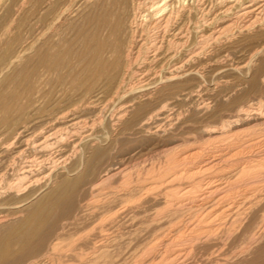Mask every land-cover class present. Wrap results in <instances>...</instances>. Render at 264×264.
<instances>
[{
	"label": "bare ground",
	"instance_id": "bare-ground-1",
	"mask_svg": "<svg viewBox=\"0 0 264 264\" xmlns=\"http://www.w3.org/2000/svg\"><path fill=\"white\" fill-rule=\"evenodd\" d=\"M70 8L75 11L72 40L63 37L66 28L58 32ZM233 72L244 75L229 78ZM261 87L264 0H0V264H123L124 231L116 206L142 186L133 185L125 195L124 190L109 195V190L101 203L94 197L96 202L80 204L81 192L121 174L124 167L115 165L114 158L130 134L170 140L180 123L218 117L223 109L230 111L218 122L197 128L202 143L225 140L231 153L252 148L264 140V96L255 102L243 97ZM174 148L158 154L162 163L155 172L170 178L153 181L165 188L179 178L176 166L200 154L196 148ZM223 155L201 157L194 168L210 169ZM250 155L233 160L227 170L233 178L264 163L263 154ZM187 170L193 172L192 166ZM228 179L206 186L203 193L210 200L218 188L224 193L205 211L218 210L221 219L231 215L222 231L246 244L231 253L232 259L213 264H264V215L255 212L264 199L260 185L252 183L235 200ZM152 198L156 200L150 193L147 199ZM242 200L248 201L247 209L239 207ZM92 207H102L109 222L78 228L85 216L78 211ZM180 210L176 204L169 216ZM247 216L251 218L244 222ZM207 225L215 232L212 222ZM130 228L132 234L143 229Z\"/></svg>",
	"mask_w": 264,
	"mask_h": 264
},
{
	"label": "rangeland",
	"instance_id": "rangeland-1",
	"mask_svg": "<svg viewBox=\"0 0 264 264\" xmlns=\"http://www.w3.org/2000/svg\"><path fill=\"white\" fill-rule=\"evenodd\" d=\"M25 5L27 6L28 4L25 3L23 8H26ZM73 6L74 5H72L71 7L74 8ZM72 8L69 9L70 12L69 11H65L63 13V15L61 17V20H60L61 21V25H59L60 28L58 27L59 28L58 32H62L63 29L66 28L65 31L63 32L64 33L63 37L65 38V36H66V39L68 37L71 38V36L73 35V29H71V25H72V23L74 21V17H75L74 12L75 11L74 10L71 11ZM67 19H69V20H67ZM61 29H62V31H61ZM68 32H69V34H68ZM63 33H62V35H63ZM55 36H57V35H54V38H55ZM72 39L73 38H71L70 40H72ZM260 56L258 55L257 57H260ZM237 74H239V76ZM242 74H243V72L242 73L241 72H239V73L238 72H233L232 74H229L228 76H229V78L231 77L233 79L234 78L238 79V78H242L243 77L244 74L243 75ZM260 89H256L255 91L248 92L246 95H244L243 99L244 100L248 99L250 101L255 102V100H257L258 97L262 98L264 95L261 96V94H264L263 93L264 92V87H261ZM202 97H204L203 94H202ZM262 107H264V105H262ZM223 110H220V115L219 116H221V114L222 115L223 114H227L230 111L228 109H223ZM225 111H227V112H225ZM207 116L208 115H206L205 117L202 118V120H204L205 122L204 121H202V122L201 121H193L194 122L193 123L192 121H189V122L186 121V122H188L187 124H186V122H183L182 124L180 123L177 128L171 130L172 131L171 132L172 133V137H171L170 140H165V138L163 139L162 137H159V135L155 136L154 134H147V135H149V136H147L145 133L143 134V132H140L141 134L140 133H136L135 135L134 134H132V135L130 134L131 136L127 135L129 138L127 137L128 139H127V141H125L126 143L124 142L123 146L116 151L117 154H116V156L114 158L116 160L113 159L117 163L115 165H119L120 168L124 167L123 169H121L122 171L120 170L121 174L119 172L120 175L118 177H117V175L115 176L117 179L114 177V178L110 179L111 182L109 180H108L109 182H105L104 183L105 185L104 184L103 185H99L96 188L89 189V191L87 189H85V190H83L81 192L80 198H82L83 200L81 199L80 201H78L80 204L84 203L85 201L86 202H90V200H91V202H93L95 198H96L95 199L96 201L98 200L97 201L98 203H101L100 201L105 200L106 196H108V193L106 195V192H108L109 190L111 192V193L109 192L110 193L109 195H111L112 193H116V192L117 193H121V192H123V190H124V195H125L126 194V190L128 188L132 187L133 185L139 183L140 186H142L140 191L136 190L134 192V193H138V192L141 193L139 195V197H138L137 194H136L137 196L134 195V193H132L129 197H128V194H126L124 196L123 204L122 203L118 204L116 206L117 209L115 208L116 211H120L121 212L120 216L123 219L121 218L119 220L122 222V226H123L122 228L123 229L120 228V230L122 229L124 231V234H123L124 251L120 255L121 258L122 257L123 258L120 259L119 262H121V260H123L124 261L123 264H167V263L168 264H213L214 262L215 263L216 262L217 263H219V262L223 263L227 259L228 260L232 259L234 257L233 254L238 252L246 244V241L243 238H239L238 236L233 237V235L232 236L231 235L227 236V234H224V232L222 231V229L227 226V222H229L228 220H230V218L232 217L231 215H224V216H222V219H221L220 217H216V214H219L218 210H217L218 212L216 211L213 214H210V215L208 214L209 217L207 215V211L209 209L210 204H213L212 203L213 200H214V202L218 201L215 198L218 197V196L221 197L222 194L224 193L222 188L220 187V189L218 188V190L216 192H214L215 193L214 194L215 197L212 200H210L209 197L206 198V194L203 193V192H205V190H206L205 188H206V186L208 184H213V183L215 184V182L220 183V182H223L224 180H225L224 182H227V179H228L227 176L228 175L230 176V174H231L230 178L228 179V181L232 182V184H231V186H232L231 187V193L229 194V196L231 198L234 197L235 200L240 198L241 197L240 193H241V191L243 189H246L247 186L251 188L254 185H260V190H261L260 192H261V194L264 197V193L262 192V191H264V188H263L264 187V179H263L264 178V170H262V169H264V163L261 165V167H259L260 169L262 168L261 171H259L260 169L258 168V170L255 171V172L247 173V174H244L242 176H238L237 178L236 177L233 178L235 176L233 171H230V172L227 171L232 166L231 163H233V160L238 158V156H240V155L244 156L246 154H249V155L251 154L250 156L258 157V156H261L263 154L262 157H264V140L263 141L262 140L259 141L255 146L253 145L252 148H245V149H241L240 147L234 148L232 151L235 150V152H237L238 149L242 150L240 153L233 152L235 154V156H234L233 153H231V151L230 152L229 151L226 152V150H229L228 148H230V147L225 146L226 145V141L225 140H223V141L222 140H220V141L218 140L217 141V139H215V138H210V140L202 143V139L200 137H198L200 135L199 129L197 130V128H199V125L204 124V123L212 124V122L216 123V122H218L217 118H219V116L218 117L217 116H215V117H207ZM209 118H211V119H209ZM213 118L217 119V120H214ZM85 119L87 120V118H85ZM205 119H207V120H205ZM206 121H208V123ZM189 123L191 124L190 126H189ZM193 127H194V129H193ZM238 127L241 128L242 126L238 125L237 128ZM195 130H197V131H195ZM198 133H199V135H198ZM167 134H170V132H168ZM134 136L135 137L138 136V137L135 138ZM139 136L142 137V138H140ZM158 137H159V139H158ZM194 137H196V138H194ZM133 138L135 139V141H133ZM173 138H175L176 140H173ZM130 140H132V142ZM198 141H200L202 144H200V142H198ZM182 142H185V144L187 143L186 144L187 146L185 144H183ZM213 144H214V146H213ZM198 145H199L200 149L198 148ZM169 146L175 147L174 148L175 150L180 149V150H183V151L184 150L185 151H191L192 148H196V150L200 151L199 155H201V156L197 155L196 156L197 158L193 157V158L189 159L191 161L188 160L189 162L187 161L185 163H181L180 165L176 166L177 170L180 171V172L177 171V173H176L180 179L179 178L177 179V177L174 178V180H172V182L170 181L171 185H172L173 182H175V183H173L172 187L170 186V188L169 187L165 188V187H163V185L160 186L161 182H155L154 183V181L160 180V181H162V183H165V181H167L170 178V177L166 178L169 173H166L164 175V173L161 172L158 175V173H156L155 170H157V168L162 163V161H160V158H159L160 156H158V154L161 155L160 151L162 149H164V148L169 147ZM209 146H210V148H209ZM215 146L218 148L217 151H216L217 148H215ZM223 148H224V152H223ZM210 149H212V150H210ZM220 150H221V152H220ZM118 151H119V153H118ZM155 152H159V153H155ZM221 153L222 154L224 153L225 155H223L221 159L218 158L217 164H215V166L214 165L211 166L210 169L209 168L208 169L205 168V170H204L203 168H200L198 170V169L194 168L195 164H196L195 165V167H196L197 165H200L202 163V162H200V158L201 157L202 158H206L208 155L219 156V155H221ZM227 153H229V154H227ZM255 153H256V155L254 156ZM203 154H205V155H203ZM238 154H240V155H238ZM116 157H118L119 159L116 158ZM231 158H233V159H231ZM195 159H196V161H195ZM191 162H192V164L190 165ZM193 163H194V165H193ZM189 166H192V170L191 171H193L195 169L198 170V171L197 172L193 171V172L190 173V170L189 171L187 170V168ZM178 167H179V169H178ZM215 167H217V168H215ZM176 168H174V169H176ZM182 168H184L185 170L183 171ZM223 169L225 170V172H224ZM222 170H223V172H222ZM178 172H179V174H178ZM182 172H184V173H182ZM187 172H189V173H187ZM256 172H257V174H256ZM188 174H189V176H188ZM190 174H191V176H190ZM118 178H119V180H118ZM164 178H165V181L163 182ZM115 179L118 180V181H116ZM137 180H139V181H137ZM246 181H248V182H246ZM260 181H261V183H260ZM193 183H194V185L196 187L194 185H192ZM252 183H254V185ZM155 185H158V186H155ZM94 189H95V191H94ZM184 189H186V190L184 191ZM92 191H94V192H92ZM154 191L156 192L157 195L154 194L155 193ZM221 191H222V193H220ZM235 192L237 193V195H236ZM104 193H105L106 196L104 195ZM150 193L152 194V196L154 195V197H156L155 198L156 200H154V198L147 199L148 195ZM142 195H143V197H142ZM211 195L213 196V194H211ZM103 196H104V199H103ZM131 196L132 197L136 196V197L132 198ZM165 197L166 198L167 197H169V198L171 197L172 198V199L170 198V200H168V202H170V203H168L167 201H164L166 199ZM137 198H139V199H137ZM204 198H205V200H204ZM249 198L245 199V200H249ZM134 200H137V201L139 200V201L137 203V201H134ZM96 201H94V202H96ZM242 201L244 202V200H242ZM242 201L239 203V207L241 209H242V207L247 209L248 208L247 206L249 205L248 201L244 202L245 205H244V203H242ZM202 202H203V204L205 206L203 204H200V205L198 204V203H202ZM79 203H76L75 205L78 206ZM262 203L264 204V199L261 201V204ZM176 204L180 206V208L183 211L184 215H181L182 211L180 210L181 214H180V211H179V215L177 214V216H175V217L174 216L170 217L168 209L172 208V207H175ZM193 204L195 205V207H194ZM261 204H260V206L257 205L255 212L264 215V211H263L264 210V205L263 204L261 205ZM187 205H190V207L188 209L192 208L191 209L192 212L187 210V208H185ZM198 206H199V208H198ZM195 208H197V209H195ZM77 209L78 208L75 207V211L76 212H77ZM102 209H103L102 207L101 208L92 207V208H87V209L85 208L83 211H78L79 214L81 215V217H82V215H85V216H83V218L86 220V222L82 218L80 219V221L78 220V222H79V224L77 223V226H79L78 228H81V226H84L85 224L87 225L88 223L89 224L87 225L86 229H88L90 227V225L91 226H93V225L97 226V225L102 224V222H103V224L104 223H108L109 222L108 220L110 218L108 217L109 218L108 219L106 217L109 216V215H108V213L102 211ZM195 210H197V211H195ZM199 210H200V212H199ZM205 210H207V211H205ZM75 211H73V212H75ZM204 211H205L204 214L207 216V218L203 214ZM133 212H134L135 215L133 214ZM131 213H132L133 216L131 215ZM192 213H194V214H192ZM147 214L149 215V217H150V214L151 215L152 214L155 215V216H152V217H154V219L152 221L147 220L148 219V215ZM167 215L169 217H167ZM180 215H181V218H180ZM211 216L214 219L215 218L216 219L215 220L212 219ZM97 217H99V218L97 219ZM225 217H227V218H225ZM118 218L119 217H117V219ZM167 218H169V219H167ZM250 218L251 217H249V216L245 217L244 218L245 219L244 222H246L247 220H250ZM198 219H199L200 222L197 221ZM70 220L71 219H69L67 221H70ZM101 220H103V221L101 222ZM209 220H210V222H209ZM81 221H82V223H81ZM169 221H171V222H169ZM99 222H100V224H99ZM205 222L207 224H210L212 222L213 223L212 228H215V232L216 231L217 232L215 233L214 230L213 231L210 230V228H208L209 226L207 224H204ZM151 223H153L154 225L151 224ZM222 223H223V225H222ZM81 224H84V225H81ZM161 224H163V225H161ZM259 225L260 224H257L254 229H258ZM133 226L134 227L140 226L143 229L140 230L137 234H132L130 232H129L130 233L129 234L128 230H129L130 227H131L130 230L133 229L134 228ZM152 229L153 230L155 229V230L153 231ZM68 230L72 231V229H68ZM178 230H179V232H178ZM152 232H154V233H152ZM78 233H82V231L80 230V232H78ZM206 235H207V237H206ZM208 238H210V239H208ZM195 243H196V247H195ZM193 247H194V249H193ZM196 249H198V250H196ZM231 253H233V254H231ZM116 264H119V263H116Z\"/></svg>",
	"mask_w": 264,
	"mask_h": 264
}]
</instances>
